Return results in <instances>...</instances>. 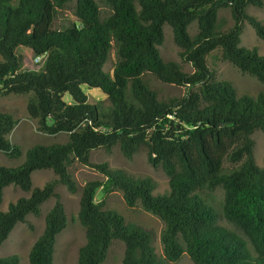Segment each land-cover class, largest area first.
Listing matches in <instances>:
<instances>
[{
	"label": "trees",
	"instance_id": "trees-1",
	"mask_svg": "<svg viewBox=\"0 0 264 264\" xmlns=\"http://www.w3.org/2000/svg\"><path fill=\"white\" fill-rule=\"evenodd\" d=\"M73 1L76 20L58 25L62 8ZM104 1L111 8L105 17L95 0H0V94H29L26 112L37 129L68 134L63 143L31 146L18 165L0 164V204L7 186L29 192L0 210V245L53 197L28 259L54 264L56 239L67 225L56 186L78 191L68 169L76 161L102 175L80 189L85 243L77 264H105L115 240L124 244L123 264L176 263L184 254L193 264H264V167L255 161L251 136L256 130L264 135V91L238 95L207 61L218 49L223 60L264 84V55L240 45L246 22L264 40V23L247 12L264 0ZM224 8L233 19L226 30L218 17ZM164 25L191 72L162 58ZM20 47L42 57L37 68H23ZM108 62L110 71L104 69ZM146 73L184 87L185 94L159 98L143 79ZM82 85L99 89L105 99L87 102ZM65 93L71 102L64 101ZM16 123L0 112V153L12 160L23 155L9 139ZM114 146L128 159L145 147L148 162L166 174L168 189L154 195L157 183L150 176L90 160L92 151ZM40 169H51L55 177L33 187L32 173ZM100 187L120 191L128 207L139 205L161 220L160 254L152 229L103 209V200H95ZM18 262L17 254L0 257V264Z\"/></svg>",
	"mask_w": 264,
	"mask_h": 264
},
{
	"label": "rangeland",
	"instance_id": "rangeland-1",
	"mask_svg": "<svg viewBox=\"0 0 264 264\" xmlns=\"http://www.w3.org/2000/svg\"><path fill=\"white\" fill-rule=\"evenodd\" d=\"M101 13V17H105L111 13V8L104 0H95ZM74 1L68 3L62 8L57 24L75 21ZM248 14L258 18L264 23V6L261 8L248 7ZM219 25L222 30H226L233 25L231 12L228 8L221 9L218 13ZM196 23H192L189 32L194 34L197 30ZM164 39L163 43L158 47L162 58L165 61H177L181 64L183 70L191 72L190 63L183 61L179 55V47L174 43L172 30L168 25L163 26ZM241 46L257 48L258 52L264 55V40L260 39L254 29L248 22L245 23L241 34ZM24 56L23 68H37L34 56L31 50L20 47L18 50ZM208 63L215 69L216 78L229 80L236 88L237 94L256 95L260 91H264V84L259 82L255 77L242 73L237 67L222 59L220 50L216 49L207 56ZM104 69L111 70V62L106 63ZM145 82L153 89L159 98H167L172 96H182L186 89L173 84H166L159 81L153 75L146 73L143 76ZM87 95V102L96 103L105 99V95L97 88H89L85 85L81 86ZM29 94H0V112H7L17 119V123L9 135V139L13 143L20 144L23 149V155L16 160L9 159L6 155L0 153V164L7 166H15L24 160L25 152L28 148L36 144H52L63 143L68 139V134L58 133L49 135L37 129V121L26 112V104ZM65 102H71V96L68 93L63 95ZM255 142L254 157L259 166L264 167V135L261 131L256 130L252 133ZM92 162H107L112 169L121 168L135 176L148 175L157 183L153 194L163 193L168 189V178L160 168H154L147 159V151L145 147H141L132 157L128 159L124 157L118 146H114L109 152L100 148L94 150L90 154ZM69 172L76 181L78 191L72 193L64 185L58 184L56 190L60 193L61 201L64 204L67 225L65 229L57 236L55 243L54 264H77L79 248L85 243V231L78 220L79 197L81 187L90 180H101L102 175L94 168L73 162L69 166ZM55 177L51 169H40L32 173L33 187L43 186L48 180ZM217 200L222 199V190L214 191ZM29 196V192H24L15 186H7L4 189L3 199L0 204V210L5 211L10 202H15L20 197ZM97 202L103 200V209L114 210L122 215L126 222L136 223L138 225L150 228L154 231V246L158 254L161 253L162 247L159 242V233L162 228L161 220L155 215L145 212L139 205L128 207L124 201L122 193L118 190L105 191L102 187L98 188L95 194ZM54 198H50L41 206L39 216L28 215L26 222L16 224L10 232L8 238L0 245V257L17 254L19 257L18 264H30L28 259L29 250L44 229V217L46 212L52 207ZM221 224L230 226L224 220ZM124 244L120 240H115L109 251L105 264H123ZM169 264H193L186 254L176 263Z\"/></svg>",
	"mask_w": 264,
	"mask_h": 264
},
{
	"label": "built area",
	"instance_id": "built-area-1",
	"mask_svg": "<svg viewBox=\"0 0 264 264\" xmlns=\"http://www.w3.org/2000/svg\"><path fill=\"white\" fill-rule=\"evenodd\" d=\"M41 56H36L35 58H34V61H35V63H38V62H40L41 61Z\"/></svg>",
	"mask_w": 264,
	"mask_h": 264
}]
</instances>
